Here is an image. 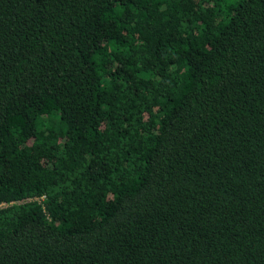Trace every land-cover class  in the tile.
I'll return each instance as SVG.
<instances>
[{"label":"trees","instance_id":"1","mask_svg":"<svg viewBox=\"0 0 264 264\" xmlns=\"http://www.w3.org/2000/svg\"><path fill=\"white\" fill-rule=\"evenodd\" d=\"M0 264H264V0H0Z\"/></svg>","mask_w":264,"mask_h":264}]
</instances>
